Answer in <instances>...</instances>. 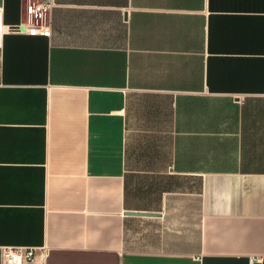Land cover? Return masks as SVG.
Returning <instances> with one entry per match:
<instances>
[{"label":"crops","instance_id":"crops-1","mask_svg":"<svg viewBox=\"0 0 264 264\" xmlns=\"http://www.w3.org/2000/svg\"><path fill=\"white\" fill-rule=\"evenodd\" d=\"M0 0V248L34 264H264V0Z\"/></svg>","mask_w":264,"mask_h":264},{"label":"built area","instance_id":"built-area-1","mask_svg":"<svg viewBox=\"0 0 264 264\" xmlns=\"http://www.w3.org/2000/svg\"><path fill=\"white\" fill-rule=\"evenodd\" d=\"M54 0H34L27 8V14L32 21L27 27L18 28L32 35L51 36V11ZM37 250L23 247L0 248V264H34Z\"/></svg>","mask_w":264,"mask_h":264}]
</instances>
